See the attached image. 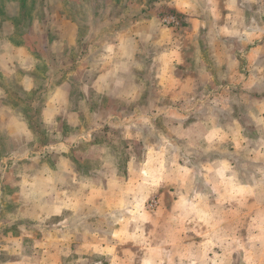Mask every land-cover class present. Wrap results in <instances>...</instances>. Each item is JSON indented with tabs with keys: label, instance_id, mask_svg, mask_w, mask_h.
I'll return each instance as SVG.
<instances>
[{
	"label": "rangeland",
	"instance_id": "obj_1",
	"mask_svg": "<svg viewBox=\"0 0 264 264\" xmlns=\"http://www.w3.org/2000/svg\"><path fill=\"white\" fill-rule=\"evenodd\" d=\"M168 1L0 0L1 46L19 58L26 49L38 60L28 64L38 79L33 92L18 90L24 67L0 75V190H28L7 197V211H0V264L10 254L7 261L20 264L21 253L33 255L28 264H228L212 258L224 247L212 240L229 230L223 225L232 218L224 204L237 207L235 231L242 235L239 210L250 202L238 192L212 196L205 176L199 182L196 177L214 173L207 156L235 155L241 170L246 154L253 152L258 163L264 149H246L238 140L234 149L221 143L199 151L166 130L170 120L181 121V110L196 104L181 96L190 85L181 83L180 57L173 56L167 83L166 69L153 65L151 35L174 41L180 36L172 33L186 28ZM221 24L226 35L236 28ZM240 100L230 108L238 110ZM43 103L46 111L54 103L57 114L39 116ZM217 103L219 109L228 105ZM108 110L120 114L104 115ZM166 110L169 117H154ZM246 134L254 143L264 136ZM191 184L202 195L181 194ZM183 199L197 209L182 212ZM70 251L76 259L60 258Z\"/></svg>",
	"mask_w": 264,
	"mask_h": 264
},
{
	"label": "crops",
	"instance_id": "obj_2",
	"mask_svg": "<svg viewBox=\"0 0 264 264\" xmlns=\"http://www.w3.org/2000/svg\"><path fill=\"white\" fill-rule=\"evenodd\" d=\"M166 5L184 20L186 28L185 31H181L182 34L172 33L180 36L174 41L172 37L169 40L167 38L158 40L155 37L156 33L151 35L154 37L152 38L154 41L153 65L158 64L159 68L166 69L163 72L165 79L162 82L167 83L169 81L166 76L173 74L171 73V67L174 64L172 58L180 57L177 64L182 70L181 83L190 85V89H186L184 93L181 92V96L184 99L196 101L194 106L180 111L179 123L175 124L173 120H170L168 125L166 124V130L186 143L188 147L199 151L213 150L221 147V143L228 145L229 149H234L238 146V140L246 149L254 148L255 152L256 149H264V136L258 137L254 143L253 136L249 137L246 134L254 130L260 134L264 132V0H169ZM213 21L215 25L212 24ZM219 21L224 25L229 21L236 28L227 30L226 35L223 28L219 30ZM225 36H228V39L224 38ZM225 41L228 43L223 45ZM3 46H5L4 52ZM3 46L0 44V75L7 77L22 66L25 72L18 78V90L22 93L35 91L38 79L35 77L36 73L30 74L29 68L38 63L36 57L28 50L22 49L23 55L19 58L13 55V48L5 44ZM115 48L120 49L121 46H115ZM238 61H242V65L240 63L238 66ZM239 68L243 69V75L238 74ZM205 85L208 86V90H201ZM4 91V88L0 87V98ZM57 91L59 89L54 88L53 98ZM111 98L117 99L118 96H111ZM132 98L134 101L135 94ZM240 99L244 101V104L238 110L235 107V110H232L229 105L241 101ZM217 101L228 102L226 103L228 105L221 106L219 109L220 103ZM48 112L54 116L57 114L54 103L49 111L44 109L43 103L38 115L44 116ZM116 113L120 114V111ZM116 113L104 111V115ZM160 115L169 117L171 110L154 113V117ZM246 155L243 161L244 168L241 170L235 155L207 156L206 158H210L207 160V166L214 173L207 172L204 175L200 173L199 177H196V181L199 182L205 176L203 180L209 182L212 196L217 198L232 196L238 192L237 194L245 197V201L250 202L239 210L242 213L241 216H244V220L240 221L243 234L237 235L235 213L238 209L229 200L226 202L227 199L224 198L223 203L226 202L224 208L228 209L230 215L232 213V218L223 225L229 230L224 231L221 236L219 234L214 236L213 244L224 245V247H218L219 250L213 253L212 258L220 261L227 260L228 264L236 259L252 260L250 264H261L260 261H264V159L256 163L253 152L252 155L247 157ZM189 170L187 171L190 172ZM122 177H116V179L119 180ZM5 178H9L8 173L5 174ZM151 186L155 192L159 184L156 182ZM119 190V188L115 191L113 189L112 195H118ZM26 193L28 190L25 188L18 189L15 194L7 191L6 188L0 190V196L6 198V201L4 198V204H2V198L0 199V211H7V197ZM181 194L189 197L202 195V192L200 186L191 184ZM183 201L182 212L197 209L191 204V199H183ZM253 201L255 204H252ZM218 225L219 233L221 224ZM252 228L257 229L258 232L253 234ZM183 243L185 241L182 245ZM21 254L17 257V260L21 261L20 264H28L27 261L33 259V255ZM11 255L5 256L6 262L3 264H13ZM59 256L69 261L76 259L77 253L70 251ZM10 259L12 260L8 262L7 260ZM106 260L110 259L106 258ZM113 260H116L115 256Z\"/></svg>",
	"mask_w": 264,
	"mask_h": 264
}]
</instances>
